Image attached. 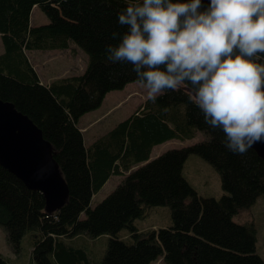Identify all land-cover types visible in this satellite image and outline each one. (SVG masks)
I'll return each mask as SVG.
<instances>
[{"label":"trees","instance_id":"16d2710c","mask_svg":"<svg viewBox=\"0 0 264 264\" xmlns=\"http://www.w3.org/2000/svg\"><path fill=\"white\" fill-rule=\"evenodd\" d=\"M0 0V100L11 103L40 129L67 186L66 202L44 213L43 196L28 190L0 166V227L13 252L31 234L32 264H264L256 229L238 223V213L264 194V161L251 149L233 153L223 133L207 125L182 90L147 99L140 110L89 145L77 126L98 108L105 94L135 81L129 64L108 62L106 44L115 43L117 12L127 0ZM49 22L30 25L34 7ZM66 9L65 15L60 13ZM74 43L87 55L80 74L42 84L27 52L66 50ZM205 139L150 159L152 149L171 139ZM189 154L218 173L223 194L204 197L182 175ZM111 176L121 182L93 208L91 200ZM153 206H167L171 225L139 231L133 221ZM83 216V217H81ZM126 230L129 241L117 234ZM108 235L103 258H89L64 238ZM255 244V248H254ZM0 264H8L0 255Z\"/></svg>","mask_w":264,"mask_h":264},{"label":"clouds","instance_id":"9594fccd","mask_svg":"<svg viewBox=\"0 0 264 264\" xmlns=\"http://www.w3.org/2000/svg\"><path fill=\"white\" fill-rule=\"evenodd\" d=\"M108 62L129 64L155 101L182 90L221 142H264V0H127Z\"/></svg>","mask_w":264,"mask_h":264},{"label":"rangeland","instance_id":"374dc122","mask_svg":"<svg viewBox=\"0 0 264 264\" xmlns=\"http://www.w3.org/2000/svg\"><path fill=\"white\" fill-rule=\"evenodd\" d=\"M89 1L81 5H87ZM66 9H61L60 13L65 15ZM49 22L44 10L35 7L30 13V25L40 26ZM3 51L0 39V53ZM32 67L36 70L42 83H51L55 79L80 74L86 64L87 55L76 44L70 43L66 50H35L28 54ZM159 95V94H158ZM148 99L146 90L134 82L126 84L121 90L111 91L105 94L100 106L90 112L85 113L79 119V125L84 126L93 120H97L87 133L84 134L85 145H89L98 137L108 132L120 121L125 120L132 115L139 106L143 105ZM96 134L93 138L92 136ZM101 134V135H99ZM192 139H171L160 145L155 146L150 154V159L170 149H179L201 142L205 136L201 132H194ZM92 138V139H91ZM183 177L195 189V191L204 197L219 198L224 192L221 189L220 178L212 166L195 154H189L183 165ZM122 176H111V179L94 194L91 200L93 208L105 196L111 193L121 182ZM48 217V215H46ZM83 217V216H81ZM238 223H252L256 229L257 235V253L264 262V194L259 196L254 204L241 210L234 219ZM135 228L143 231H158L159 228H165L171 225L170 210L167 206H153L149 208L143 218H137L133 221ZM126 236V237H125ZM117 237L121 240L129 241L127 231L121 230ZM109 240L108 235H100L95 238L86 235L78 236L73 239L64 238L69 244H77L83 249V252L94 261L99 262L104 254ZM33 248V239L31 234H27L21 241L20 247L13 252L5 243V236L0 227V255L4 256L8 264H32L31 252ZM255 248V244H254ZM151 264H165L160 257L158 261Z\"/></svg>","mask_w":264,"mask_h":264},{"label":"water","instance_id":"95a60500","mask_svg":"<svg viewBox=\"0 0 264 264\" xmlns=\"http://www.w3.org/2000/svg\"><path fill=\"white\" fill-rule=\"evenodd\" d=\"M264 161V142L249 147ZM0 166L31 191L43 196L44 212L58 210L67 200V186L53 159L51 145L30 119L0 100Z\"/></svg>","mask_w":264,"mask_h":264},{"label":"crops","instance_id":"0c3cea01","mask_svg":"<svg viewBox=\"0 0 264 264\" xmlns=\"http://www.w3.org/2000/svg\"><path fill=\"white\" fill-rule=\"evenodd\" d=\"M36 7V6H35ZM35 7L33 8V9H35ZM32 9V10H33ZM42 81V80H41ZM44 83V82H43ZM96 121L97 120H93V121H91V122H89L88 124H86V125H84V126H80L79 124L77 125L78 126V128L80 129V131H81V133H82V136H83V140H84V144H85V138H84V134L85 133H87V131L89 130V128L94 124V123H96ZM78 123H79V121H78ZM106 133V132H105ZM96 134H94L93 136H92V138L95 136ZM99 135H101V134H99ZM91 138V139H92ZM111 179V177L108 179V180H110ZM107 180V181H108ZM106 181V182H107ZM106 182H105V184H106ZM104 184V185H105ZM103 185V186H104ZM126 237V236H125ZM125 237H122L123 239L125 238ZM256 243H257V241H256ZM159 260V259H158ZM158 260H156V261H158ZM151 264V263H150Z\"/></svg>","mask_w":264,"mask_h":264}]
</instances>
